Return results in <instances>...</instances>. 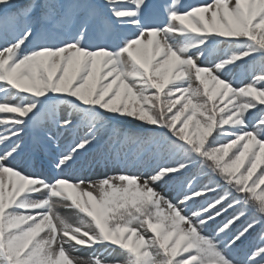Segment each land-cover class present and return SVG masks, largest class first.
I'll return each instance as SVG.
<instances>
[{
  "label": "snow or ice",
  "instance_id": "obj_1",
  "mask_svg": "<svg viewBox=\"0 0 264 264\" xmlns=\"http://www.w3.org/2000/svg\"><path fill=\"white\" fill-rule=\"evenodd\" d=\"M258 226L264 0H0V264H264Z\"/></svg>",
  "mask_w": 264,
  "mask_h": 264
},
{
  "label": "rangeland",
  "instance_id": "obj_2",
  "mask_svg": "<svg viewBox=\"0 0 264 264\" xmlns=\"http://www.w3.org/2000/svg\"><path fill=\"white\" fill-rule=\"evenodd\" d=\"M184 0H181L182 5L187 8L189 6L192 5H202V4H206L209 2V0H191L190 2H188L187 4L183 2ZM26 140H28V138L26 137ZM61 144V148L64 147L65 145V141L61 140L60 141ZM112 169H115V167H113ZM135 169L134 168H122V169H118L116 171H112L111 173H107L108 176H112V175H118V174H126V173H134ZM51 173V170L49 169V174ZM69 176H75V175H79V171L78 170H70L68 173ZM103 178L102 176H97V175H91V179L93 181L98 180ZM163 191H165L166 193L169 191L168 189H163ZM209 234H213V231L211 230V228H209ZM264 235V229L262 230V233L256 238L255 240V246L259 245L261 243L262 237ZM80 255L83 256H87V253H80ZM101 259H103V257H101Z\"/></svg>",
  "mask_w": 264,
  "mask_h": 264
},
{
  "label": "trees",
  "instance_id": "obj_3",
  "mask_svg": "<svg viewBox=\"0 0 264 264\" xmlns=\"http://www.w3.org/2000/svg\"><path fill=\"white\" fill-rule=\"evenodd\" d=\"M227 101H225V103H226ZM137 122H133L132 124H123V123H119L118 125L120 126V127H124V128H131V129H133V130H138V129H136L135 128V124H136ZM204 183H208V181L207 180H205L204 181ZM209 196H210V198H215V194H209ZM199 200H201V201H203V198H198ZM199 207V205H197V208ZM231 211V210H230ZM228 213H226L225 214V218H227L228 217ZM222 219L221 218H217V221H216V223H212V222H210V224H211V230L213 231V230H215V229H217V224H222ZM240 225H239V222H237V227H239ZM262 230L263 229H261L259 226L257 227V229H256V231H254L253 233H252V235L249 237V240L246 242V244H245V246H244V248L239 252V253H237V259H242L243 258V256H244V253H245V251H248V250H252L254 247H255V240H256V238L262 233ZM262 238H264V235H263V237Z\"/></svg>",
  "mask_w": 264,
  "mask_h": 264
},
{
  "label": "bare ground",
  "instance_id": "obj_4",
  "mask_svg": "<svg viewBox=\"0 0 264 264\" xmlns=\"http://www.w3.org/2000/svg\"><path fill=\"white\" fill-rule=\"evenodd\" d=\"M59 211L61 212L62 215H64L65 217H68L72 220H75V212L73 210H69V209H64V208H60Z\"/></svg>",
  "mask_w": 264,
  "mask_h": 264
}]
</instances>
